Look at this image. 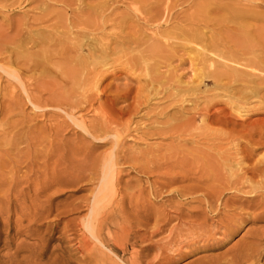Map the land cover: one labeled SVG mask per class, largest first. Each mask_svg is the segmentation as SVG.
I'll list each match as a JSON object with an SVG mask.
<instances>
[{"label":"rangeland","instance_id":"374dc122","mask_svg":"<svg viewBox=\"0 0 264 264\" xmlns=\"http://www.w3.org/2000/svg\"><path fill=\"white\" fill-rule=\"evenodd\" d=\"M13 1L4 0L6 6L4 2L0 3V33L6 34L0 37V40L13 35H11V31L13 33L16 29L15 26L19 22L17 20L26 19V16L28 18L29 15V19L36 17V15L39 16L41 7H45L51 13L49 14L50 16L65 12L69 15L70 11H66L64 8V5L69 2L70 4L72 3L71 7H74L76 2L81 3L80 6L87 12L90 11L89 9L95 11L103 10V13L113 12L112 16H115V19L118 17V19H114L112 23L114 24L115 22V25L117 23L118 30L122 28L121 32L127 35L132 34V31L135 32L141 29L140 25L143 24L141 18L158 17V14L166 4L173 8L172 10L171 8L169 9L170 12L172 11L171 13L167 11L169 12L166 18L167 21H160L161 24L159 23L158 25H154L156 22L150 21L153 24H151L152 26L150 22L144 23V27L151 26L149 29L144 28L146 32L151 31L153 27L157 32H172L171 29L174 30L179 25L177 19L185 12L189 13L193 10V8L188 7L190 4H188V0L185 2L168 0V3L167 0H18V4ZM219 1L223 3L230 2V0ZM254 10L257 13L264 14V6L254 8ZM171 16H173V19ZM130 20L132 21L130 22ZM30 21L29 24L33 26V20ZM258 22L257 24V22L250 20V24L263 25L261 28L263 27L264 35V23H262L264 21L258 20ZM119 27L121 28L119 29ZM203 31V40L205 38L206 41L196 39V42L193 40V42L187 43L183 36H179L182 37L179 38L170 33L168 36L172 35L173 37H170L173 39L170 37H168L169 40L167 37L156 38L160 40L156 41L157 46L160 44L158 47L160 50L157 49L158 51H155L154 56L147 51H142V49H139L140 51L138 48L133 49L135 45H129L124 40L125 47L121 46L123 56L120 55L121 57H116L115 60L114 57L109 59V64L105 66L107 70L97 67L100 71L99 77L97 76V84L95 83L96 85L93 88L88 89L84 93L83 96L86 100L78 97L79 100L75 102V109L69 108L67 105H61V108H56L55 104L57 103L53 101V105L49 104L52 101L49 100L45 92H41L43 94L38 96L33 93L32 87H28L30 89L29 92L33 90L31 93L39 104L37 109L35 105L28 101L26 94L14 81H12L14 89L9 87L10 91L7 88V82L10 79L1 74L0 108L7 103V107L4 108L11 106L12 112L8 108L7 111L10 112V114L6 112L9 115L8 117H6L7 115L5 116L6 110H4V116L2 115L3 112H1L0 137L4 136L8 140L9 136L16 133L17 136L15 135L13 138L20 142L18 141L17 146L19 149L15 146L9 147L3 146L2 143L0 144V181H4V185L2 184L0 187V192H2L8 204H11V206L10 204L8 205L10 214L9 232L3 229L0 224V258L2 261L0 264H9L6 261L7 257L5 258L4 255L5 253L14 254L17 244L21 243L20 240L26 244L36 243L34 252H36L37 256L39 254L37 264H51L53 260H56L54 264H197V261L201 259L221 257L231 252V250L233 251L242 242L250 240L253 235L264 236V216H258L264 209L254 207L247 212L238 211L232 217L228 212L224 211L222 214L225 216L222 217V224L220 223V225L214 222L215 219L213 221L210 220L208 215L211 213H209L206 221H212L211 235H213H210L205 240L192 239L188 236L190 230L187 226L189 222L199 218L189 216V213L198 206V203L194 199L191 200L190 196L179 197L174 194L179 187L193 183L190 180L191 175L194 178L199 174L209 173V171L213 170L212 165H216L215 161H220L228 153H230V155L228 154L230 157L231 153H234L232 143H237L239 156L243 159L244 166L255 167L253 165L255 164L257 168H263L264 137L258 139V134L252 132L248 134L247 130L250 128H253L255 132L264 130V112L239 118L232 115L233 125H222L212 122V120H206V123H204L205 127L208 126L207 130H205L206 128L196 129L194 130L195 134L189 137L180 136L181 139L178 137L179 140H175V136L173 137L172 135V137L163 135L140 137L142 131H146L145 126L151 121L165 120L157 117L158 109L156 110L155 107L158 104L161 106V103L165 100L162 99L165 94L163 89L165 85L161 84L158 86L155 83L151 85L148 82V76H146L145 69L140 64L139 56L143 54L149 64L155 65V73L174 75L178 80L187 81L194 77L191 74L195 73L197 66H199L197 64L200 62L198 52L203 51L207 55L210 53V50L207 49L212 44L206 43L208 38L215 36L220 38L216 41V44H213L217 46H212L214 48L212 51L222 52V43L229 44L228 46L233 48L239 45L238 47L241 48L239 40L235 38L237 36L234 31H231L230 34L229 31L227 33H225L226 31H217L218 33H213L210 30ZM7 34L11 36L8 37ZM257 47L255 45L253 49L257 51L259 49ZM212 55L210 53L209 56L211 57ZM212 57L215 58V56ZM204 83L207 88L211 86L210 82L204 81ZM200 86L203 88L202 83H200ZM12 89L13 93L10 94ZM162 90L164 91L163 93ZM154 91L156 93L153 97L150 94ZM207 92L208 94L212 93V91ZM2 100L5 104H2ZM9 100L11 104L8 103ZM215 100L208 111L213 113L216 109H218L217 111L223 109L228 114L229 109L221 102L222 100L220 99V101L219 97L218 100L220 102L217 101V98ZM13 102L17 104L12 105ZM253 104L255 102H252L251 105ZM13 107L15 108L13 109ZM101 112L105 113L108 119L105 126H103V123L102 125L98 124L100 123ZM197 121L198 118L196 117L194 125L198 124ZM96 123L102 129L120 130V139L122 140H115L110 135H100L97 132H92V125ZM125 123L129 124L128 132H122L123 129L121 127ZM14 125L16 126L15 129L13 128ZM90 128L92 129L91 131H89ZM140 128L143 130L141 131ZM231 133L232 135H229ZM193 135L196 137L194 138ZM169 137L171 138L169 139ZM29 141L30 144L28 146ZM201 150L207 152L206 155L209 153L208 150L212 152L209 155L212 156V159L210 157L204 158L208 156ZM213 154H215L214 156L217 160H215L216 158ZM198 156L199 163H197L198 160L193 161ZM193 157L194 159L192 160ZM204 159L206 161L211 159L214 163L211 162L212 165L211 163L209 164L210 160L207 162L208 165ZM107 163L114 164V188L116 192H122V195L118 196V193H115L116 195H113L114 197L110 199V203L105 202L106 205L108 204L107 206L103 208L100 206L102 210L99 208L98 212L100 215L97 214L95 222L98 230L96 229L95 236H92L84 225L89 216L88 213H90L92 198L103 176L104 165ZM196 164H198L199 169L200 167L202 169L195 170L198 169L195 166ZM187 166L190 168H187ZM205 166H209V169L206 168V172H202ZM184 174L183 178L182 175ZM189 174L191 175L188 176ZM5 179H8V181ZM193 185L196 184L193 183ZM167 191H170V193ZM196 193L193 195H196ZM176 206L179 207L177 208ZM231 207L237 208L239 206L237 202H234ZM159 212L162 213L160 214ZM141 213L146 214L147 217H143ZM36 214L39 216H36ZM163 214L167 216H162ZM173 214L180 215L179 221L181 224L180 226L178 225L179 229L176 228L170 234L169 228L177 222ZM153 215H160L158 216L159 218L164 217L166 225H164L165 227L163 226L164 228L162 227V230L148 236L147 231L154 223ZM224 217H227V219ZM5 219L6 217L3 216L1 221ZM100 220L101 224H99ZM27 225L30 226V230L35 235L24 237L22 232L28 227ZM214 226H216V230ZM186 228L188 229L187 233L184 230ZM97 233L99 238H97ZM23 239L26 240L24 241ZM8 240L10 241V246L6 248ZM27 255L28 253L25 250H20L14 256H16L15 260H22L21 264H26L25 257ZM18 263L16 262V264Z\"/></svg>","mask_w":264,"mask_h":264},{"label":"bare ground","instance_id":"6f19581e","mask_svg":"<svg viewBox=\"0 0 264 264\" xmlns=\"http://www.w3.org/2000/svg\"><path fill=\"white\" fill-rule=\"evenodd\" d=\"M0 1H1L0 3L4 2V0H0ZM76 1H80V0H76ZM180 1L185 2L187 0H180ZM13 2L15 3L17 2L16 4H18L19 1L16 0ZM13 2H12V6H13ZM167 3H168V0H167ZM5 4L6 3L4 2V5ZM71 4L69 2L64 5L65 10L70 11L69 15H67V13L65 12V13H57L54 16H50L49 14L51 13H49V11L45 9V7H41L40 8L41 12L39 16L36 15V17L34 18H31L32 17L31 16L30 17L31 19H29V16H30L29 15L28 18L26 16V19L21 18L17 20L19 21L18 23L16 21L17 26L14 25L16 23L13 24L16 27V29L13 31V33L11 31V35L12 34L13 35L11 36L7 34L8 37L9 36L11 37L9 38L3 37L5 39L0 40V76L1 74H3L4 76L10 79V81H8L9 83L7 82L8 84L7 88L9 90L10 88L14 87L12 81L18 84L21 87L22 91L26 94V98L28 99V101L32 103L33 105H35L37 109L39 107V104L38 102H36L35 97L31 93L33 90H34L33 93L37 94L38 96L43 94L41 92H45L48 95L49 100L52 101L49 104L53 105L54 104L53 101L57 103L55 104L56 108H61V105H67L69 108L76 107L75 102L79 100L78 97H80V99L81 98L84 99V96H83L84 93L88 89L93 88L94 85L97 84L96 83V81L98 80L97 76L100 72L99 69H97V67H99L100 69L102 68L106 69L105 66L109 64L108 63V61H110L109 59L113 57H114V60L116 57L119 58V56L122 55V52H123V49L121 48V46H124L125 42H127L129 45H135L133 49H137V48L138 50L142 49V51H147L152 56H154L155 55L154 53H156L155 51L159 49L158 47L160 46V44L159 46H157V43H156V41H160V40H157L159 37H162V38L167 37L168 39V37L172 36V35L168 36V34L170 33V34L176 35L177 37L183 36V39L187 43L193 42V40H195L196 42V39L203 40V36H204L203 30L205 31L210 30L211 32L213 31V33L217 31H226L225 33H227L229 31V34L231 31L232 32L234 31L236 33L235 35L237 36L235 38L239 40L238 42L241 44L240 45L241 48L238 47L239 45L237 46L238 48L235 47L236 44H234L235 48H233L231 46H228L229 44L226 45L222 43V47H221L223 48L222 52L221 51L217 52V50L212 51L214 50L212 46L214 47L217 46L213 44H216V41L220 38L217 36L211 37L208 39L206 38L207 39L206 43L212 44V45H209L210 47L208 46L207 50H210V53L213 54L212 56H215V58L212 56L211 58L209 56L210 53L209 55H207V54H204L203 51L198 52V55L200 57V62L197 63L199 64V66H197V69L195 70L196 72L193 71L195 73L191 74L194 76L191 80L185 81L182 79L181 81V80L176 79L173 74H172L173 76H171L169 74L168 75L159 74V72L155 73V69H156L155 65L149 64L143 54L139 56L140 64L143 66V69H145L146 76H148V82L151 85H153L154 83L158 86H160L161 84L165 85L163 88L165 91V94H164V97L162 98L165 100L163 101V103H161L162 104L161 106L159 104L155 106L156 110L158 109L157 117L163 118L165 120L164 121H157V120L151 121V123L145 126L146 131H142L143 129L140 128V130L142 131V133L140 134V137L141 136H148V137L152 136L153 137L154 135H163V136L168 137L172 135L173 137L175 136L174 137L175 140H179L178 137L180 138V136L189 137L192 134H195L194 130L196 129L206 128L205 130H207L208 129L207 124H206L207 127H205L206 120H212V122L214 121L222 125L223 124L233 125L234 121H232L231 119L232 115H235V117L239 118L242 116L248 117L251 114L264 112V37H263L264 35H263V30H262L263 27L261 28V26L263 25L256 26V25L250 24V20L257 22V24L259 23L258 20L264 21V14L257 13L254 10V8L264 6V0H230L229 3H226V2L223 3L219 0H188V4H189L188 7L193 8V10L192 12H189V13L185 12V14H183L179 18L177 17L178 18L177 23H179V25L177 26L179 27L177 26L175 28L173 27L174 30L171 29L172 32H168V31L157 32L156 30L153 29L154 27L152 28L151 31H149L150 33L146 32L144 28L149 29L153 25L151 22H156V24L154 25H158L160 21L161 22L167 21L166 18L170 12L169 9L171 8L172 10L173 8L168 6V4H166L165 6H163V10L158 14V17L151 16V17L141 18L143 20V24L144 23L146 24L151 21L150 25L151 24L152 25L150 27L149 25L144 27L145 24L144 25L142 24L140 25V28H141L140 30L135 31V32L132 31V34L130 33L129 35L125 33L123 34L121 32V29H122L121 27H119V29L120 28L121 29L118 30L117 28L118 26H116L117 23L116 25H115V22L114 24L112 23L115 19L114 18L115 16L114 17L112 16L113 12L103 13V10L95 11L89 8L87 9H89L90 11L87 12V11H84V8L80 6L81 3L76 2L74 7H71ZM171 17L173 19V16ZM116 18L118 19V17ZM30 20H33L34 22L33 26L29 24L31 22ZM131 21L132 20H130V22ZM1 34L2 32L0 33V37L6 35L4 33L2 35ZM179 38H182V37H179ZM124 40L126 41L124 42ZM163 45H166V44H163ZM255 45L256 47L258 46L257 48H259L257 49V51L253 49V46ZM206 52L208 53V51ZM102 76H103V73H102ZM204 81L208 83L210 82L209 84L211 86L207 88ZM200 83H202L203 88L200 86ZM28 87H32L33 90L29 92L30 89H28ZM13 89L11 93L9 92V90H7V92L12 94ZM164 91L162 90V93ZM207 91H210V92L212 91V93L208 94ZM148 93H151V92H148ZM155 93L156 92L154 91L150 95H153L154 97ZM147 96L150 97L149 95ZM218 97H219V100L220 99L222 100L220 101L225 105V107L229 109L228 114H226L225 110L223 109L221 110L219 109V111H217L218 109H216V111H214L213 113H210L208 111L212 105V102H214L216 98H217V101H219ZM252 102H255V104L251 105ZM8 103L11 104L10 100ZM13 103L12 105L17 104V103L15 104V102ZM2 104H5V102H3ZM6 105L5 106L3 105V106L7 107ZM4 107L0 108V115H1V112H3L2 113L3 115L4 110H6L5 116L7 115L6 117H8L9 116L8 113L10 114V112H12L11 106L8 107L10 112L7 111L8 108H4ZM155 107L153 108L155 109ZM225 107L223 108L226 109ZM14 108L15 107H13V109ZM222 110L224 111L225 114L223 113ZM189 114L190 116H188ZM196 117L198 118V121H197L198 124L194 125V121ZM99 119H100V123L98 124L102 125L103 123V126L107 125L108 119L105 113L101 112ZM98 124L96 123L92 125L93 130L90 128L89 131L92 130V132L93 131L97 132L100 135H110L115 140H122L120 139L121 138L120 130L117 131V130H106L105 128L102 129L101 126ZM15 127L16 126L14 125L13 128L15 129ZM128 128H129L128 123L123 124L121 127V129H123L122 132H126ZM247 131H248V134H251V132L258 134L259 135L258 139L264 137V130L255 132V130L253 131V128H250ZM227 133H230V132H227ZM232 133L229 135H232ZM15 135L17 136L16 133L9 136L10 138L8 137V140H6L4 136L3 137L1 136L0 144L2 143L3 146L6 145L9 147H12V146L17 147L19 140L16 141V139L13 138ZM100 135H98V137H100ZM171 137H169V139ZM193 137L195 138L196 136L193 135ZM30 141L28 143V146L30 144ZM236 144L237 143L235 144L232 143V148H233L234 153H231L232 155L230 157H229L230 153L227 152L229 154L228 155L226 153L228 157L225 154L226 157H222L221 160L219 161L214 156L215 154H213V156L216 158L215 160H217L215 161L216 163L215 166L214 164L212 165V163H214V161L211 160L212 156H209L210 153H212L209 150H213V149H209L208 150L209 153L207 155H206L207 152H204V150H201L206 156H208L204 158L206 159L209 157L211 158V159H208L207 161L205 159L204 160L206 161V164H208L207 162L211 160L209 164L212 162L211 165L213 166L212 168L213 170L205 174L198 173L199 175L194 178H192L193 175L189 174L188 176L191 175L190 180L193 181V183H195L196 185H193V183L191 185L187 184L185 186L179 187L174 192V194L179 197L190 196L191 200L194 199L198 203V206L196 208H193V211H190L189 216H196L199 219L195 218L196 220L194 221L191 220L192 222H189V224L186 223L188 224L187 227H189L188 229L190 230L188 232L189 233L188 236H190L192 239H196V240L197 239L199 240L208 239V237L211 235V232H212L211 228L213 227L212 225L213 219H215L214 222H216L217 224L219 225L220 223L222 224L221 219L223 216H225L222 214L224 211L228 212L230 216L232 217V215L234 216L235 213H237L238 211L247 212L249 211L250 208H254V207H257V208L261 207L264 209V166L263 168H257L255 164H253L255 167L244 166L245 165L244 161L239 156L240 153L238 150V146ZM198 158L199 156L195 157V160H193L194 159L193 157L192 160L193 161L198 160L197 163H199ZM263 160H262L263 162L262 164L264 165ZM190 163H193V162H190ZM259 163H260V160H259ZM113 165H114L113 163H107L104 165L103 176L101 178L100 184L98 185L97 191L94 197L92 198L93 200H92V204L90 207V213H88L89 216L87 217V221L85 222V225H84L85 229L92 236H95V230L97 229L96 228L97 223L95 222L97 218L96 216L100 215L98 212L100 206L102 208L107 206L108 204L106 205V203L107 202L110 203L111 201L110 199L111 198L113 199V197L116 195L115 193H118L117 194L118 196L122 195V192H118V191L116 192L114 188ZM195 166H197L196 168H198V164H196ZM208 167L206 166L203 167L202 172H206L207 170L206 168ZM187 168H190V167L187 166ZM201 169L202 168L200 167V169L198 168L195 170H201ZM192 173L194 172L192 171ZM178 174L180 175V173ZM194 175H197V174H194ZM182 176L184 178L185 174ZM175 177H178V176H175ZM6 181H8V179ZM3 182L4 181H0V187L3 184ZM140 193L142 192L140 191ZM154 193H155V190H154ZM168 193H170V191ZM194 193H196L197 196L193 195ZM234 202H237L239 207L237 208L231 207L232 203L234 204ZM9 204L7 200L4 198V196L2 195V192H0V224L1 226H3V229H5L8 232L10 230V227H9L10 214H9V207H8ZM103 204L104 206H102ZM159 213L161 214L162 212H159ZM178 213L180 212L178 211ZM209 213L211 214L208 215ZM141 214L143 215V217H147L146 214H143V213ZM165 215L163 214L162 216H165ZM207 215L210 218V220H212L211 222H209L210 220H207L210 224L206 221ZM3 216H5L6 219L1 221ZM36 216H39V215L36 214ZM158 216L160 215H155V216L153 215L154 223L150 227L149 231H147V233L149 234L148 236H151L153 233H156L159 230H162V227L166 225L164 217L159 218ZM179 216L178 215L173 216L174 219H177V222H175L174 223L175 225H172L169 228L168 231H170L169 232L170 234H171V231H174L176 228H178V225L180 226L181 222L179 221V218H180ZM258 216L260 217L264 216V210H262L258 214ZM227 217L226 218L224 217V218L227 219ZM99 224H101V220ZM216 226H214V228ZM188 229L187 228L184 229L186 233ZM0 234H1V230H0ZM22 234L24 235V237L35 235L33 234V231L30 230V226L24 229ZM262 236L253 235L250 240L246 242L244 241V243L242 242V244H240V246L235 248L233 251L231 250V252L226 253L221 257L218 256V257H211L208 259H205V258L201 259L197 261V264H264V236L263 237ZM97 238H99L98 233H97ZM20 241L21 243L19 242L17 244V247L15 246L16 249H15L14 254L10 255L9 253H5L4 256L5 258L7 257L6 261L9 262V264H16V262H19L18 264H21L22 260L21 261L15 260L16 256L14 255L18 254L20 250H25L28 253V255L25 257L26 264H37L36 262L38 260L39 254L37 256L36 252H34L36 243L26 244L24 242L25 243L24 244L22 243L23 242L22 240ZM9 246H10V241L8 240L6 248ZM55 261L56 260H53L51 264H54ZM0 262H2L1 258H0Z\"/></svg>","mask_w":264,"mask_h":264}]
</instances>
